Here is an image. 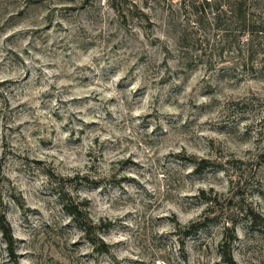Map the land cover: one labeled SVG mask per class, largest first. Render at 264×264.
Listing matches in <instances>:
<instances>
[{
	"label": "rangeland",
	"instance_id": "374dc122",
	"mask_svg": "<svg viewBox=\"0 0 264 264\" xmlns=\"http://www.w3.org/2000/svg\"><path fill=\"white\" fill-rule=\"evenodd\" d=\"M200 2L0 0V264H264V0Z\"/></svg>",
	"mask_w": 264,
	"mask_h": 264
},
{
	"label": "trees",
	"instance_id": "16d2710c",
	"mask_svg": "<svg viewBox=\"0 0 264 264\" xmlns=\"http://www.w3.org/2000/svg\"><path fill=\"white\" fill-rule=\"evenodd\" d=\"M235 5L230 4V0H201L200 3H197V5L192 4L191 5V11L192 15L196 19V24H201L202 19L204 18L205 15H210V21H211V26L212 30L214 33H216L214 36H212L213 42L216 44L215 46H221V47H234L233 46V41L235 42V39L231 38V35L233 33L232 29H226L228 26H224V22H227V20L230 18H234L236 20V24L240 25L239 27H245V18H246V11H245V0H234ZM181 9L186 10V5L184 2L181 4ZM208 11V12H207ZM253 12H260L257 11V9H253ZM262 12V10H261ZM234 16V17H231ZM238 27V26H236ZM252 30L250 32H241V37H247L246 42H247V57L246 61L252 60V42L255 33H264V26L256 27L252 26ZM259 31V32H257ZM203 34L200 35L199 41L203 44H208L206 43V39L202 38ZM205 35V33H204ZM240 40L238 39L237 43H239ZM245 42V43H246ZM249 44L250 47H249ZM239 47V45H238ZM237 47V49H238ZM235 48V47H234ZM246 65H242L244 68ZM200 169V170H199ZM202 168H198V171H201ZM61 205L64 211L70 216L75 222L78 221L79 217L81 216L82 210L80 208V205L76 202H70L69 204L66 203L64 200H61ZM77 229L81 231L84 235L88 234V229L89 226L85 224H80V222H77ZM0 230L1 234L3 237V240L5 244L7 245V250L9 254L12 255V246H13V237L12 233L10 230L9 225L7 224L5 217L1 216L0 217ZM189 235V231L185 232V235ZM103 245V244H102ZM105 247V245H103ZM104 249V248H103ZM227 264H234L231 256L229 255V258L226 262Z\"/></svg>",
	"mask_w": 264,
	"mask_h": 264
}]
</instances>
